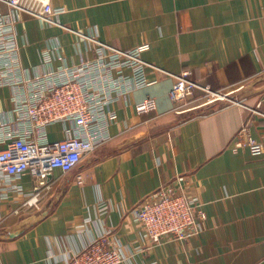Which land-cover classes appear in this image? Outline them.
I'll return each instance as SVG.
<instances>
[{
  "label": "crops",
  "instance_id": "0c3cea01",
  "mask_svg": "<svg viewBox=\"0 0 264 264\" xmlns=\"http://www.w3.org/2000/svg\"><path fill=\"white\" fill-rule=\"evenodd\" d=\"M6 1L0 14L15 19L19 63L30 78L50 69L45 52L53 69L92 60L91 39L140 47L151 66L150 84L113 106L109 141L71 174L54 170L37 208L15 214L17 195L0 201V264H64L66 254L107 233L124 264H264V0H49L64 9L52 24ZM183 71L213 92L242 86L232 96L241 104L203 114L187 102L177 113L165 73ZM10 96L0 88V113L12 107ZM149 98L156 111L138 115L135 103ZM245 122L257 144L232 150ZM49 130L51 140L61 137L60 125ZM172 182L203 208L204 229L153 244L129 213ZM19 185L29 193L33 180L25 175Z\"/></svg>",
  "mask_w": 264,
  "mask_h": 264
},
{
  "label": "built area",
  "instance_id": "2783aa9c",
  "mask_svg": "<svg viewBox=\"0 0 264 264\" xmlns=\"http://www.w3.org/2000/svg\"><path fill=\"white\" fill-rule=\"evenodd\" d=\"M14 12H24L49 24L64 13L53 8L49 0H7ZM15 19L0 14V88H10L12 107L0 113V201L17 195L20 208H37L41 188H47L52 172L59 169L69 175L84 157L102 147L111 138L110 126L117 119L113 106L127 102L135 90L147 87V70L151 65L141 58L139 47L120 49L94 41L95 57L79 65L52 68L48 52L43 63L50 69L33 78L19 63V50L14 33ZM174 83L169 98L177 106L196 102L194 108H211L216 101H227L216 112L235 103L230 98L242 86L226 93L212 92L209 86L193 81L189 71L175 75L165 73ZM199 101H202L201 103ZM153 98L137 102L138 115L156 111ZM212 112V113H213ZM232 137V150H246L256 145L247 122ZM60 125L61 137L50 139V128ZM25 175L33 180L31 192L24 193L19 181ZM75 182L82 184L81 174ZM134 222L140 223L146 237L153 243L164 240L187 241L204 229L206 213L193 204L174 182L154 190L130 211ZM2 219L0 214V220ZM121 246L109 240L108 233L99 235L75 252L64 257V264H124Z\"/></svg>",
  "mask_w": 264,
  "mask_h": 264
},
{
  "label": "rangeland",
  "instance_id": "374dc122",
  "mask_svg": "<svg viewBox=\"0 0 264 264\" xmlns=\"http://www.w3.org/2000/svg\"><path fill=\"white\" fill-rule=\"evenodd\" d=\"M139 48H140V47H139ZM142 60H143V59H142ZM143 61H144V60H143ZM144 62H145V61H144ZM147 64H148V63H147ZM167 73H168V72H167ZM170 74H171V73H170ZM189 77H190V76H189ZM209 88H210V87H209ZM210 90H211V89H210ZM211 91H212V90H211ZM212 92H213V91H212ZM232 96H233V95H232ZM231 99H233V97L230 98V101H231ZM233 100H234V99H233ZM199 102L201 103L202 101H199ZM192 103H193V102H192ZM225 104H227V101H216L215 104H214V105H215L214 107H211V108H202V109H204V110H203L204 113H203V112H200V114H202V113H203V114H206V113L208 114V113H210V112L212 113L213 111H215L216 108L221 107V106H223V105H225ZM179 105H182V104H179ZM179 105H178V106H179ZM196 105H197V104H196ZM200 109H201V108H200ZM175 111H176V110H175Z\"/></svg>",
  "mask_w": 264,
  "mask_h": 264
}]
</instances>
